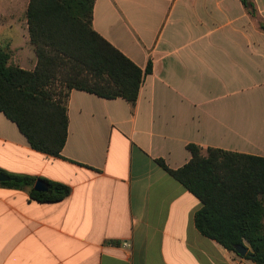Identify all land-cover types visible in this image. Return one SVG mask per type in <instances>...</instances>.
<instances>
[{
  "label": "crops",
  "instance_id": "0c3cea01",
  "mask_svg": "<svg viewBox=\"0 0 264 264\" xmlns=\"http://www.w3.org/2000/svg\"><path fill=\"white\" fill-rule=\"evenodd\" d=\"M249 1L94 0L93 30L151 71L133 105L70 90L59 157L0 113V171L70 189L41 203L0 184V264H254L197 231L201 202L156 162L181 168L188 145L264 158V0ZM28 3L0 0V47L32 71Z\"/></svg>",
  "mask_w": 264,
  "mask_h": 264
},
{
  "label": "trees",
  "instance_id": "16d2710c",
  "mask_svg": "<svg viewBox=\"0 0 264 264\" xmlns=\"http://www.w3.org/2000/svg\"><path fill=\"white\" fill-rule=\"evenodd\" d=\"M240 1L254 11L249 0ZM93 2L29 0L25 18L36 57L32 71L9 65V54L0 47V113L31 149L47 156L59 157L65 144L70 90L133 105L143 76L151 71L149 64L141 71L93 30ZM187 150L190 159L181 168L156 162L201 202L193 219L197 231L233 253L235 246H244V258L264 264V158L212 148L202 156L194 145ZM0 172L9 178L0 184L28 190L33 201L57 202L70 193L67 186L45 180L48 191L35 192L37 178Z\"/></svg>",
  "mask_w": 264,
  "mask_h": 264
},
{
  "label": "water",
  "instance_id": "95a60500",
  "mask_svg": "<svg viewBox=\"0 0 264 264\" xmlns=\"http://www.w3.org/2000/svg\"><path fill=\"white\" fill-rule=\"evenodd\" d=\"M7 181H9V178L0 172V182H7ZM32 189L33 191L39 193H45L48 191V187L46 183L39 179L34 182ZM53 191L56 192V190ZM234 251L238 256L244 257V255L247 253V248L239 245V246H235Z\"/></svg>",
  "mask_w": 264,
  "mask_h": 264
},
{
  "label": "built area",
  "instance_id": "2783aa9c",
  "mask_svg": "<svg viewBox=\"0 0 264 264\" xmlns=\"http://www.w3.org/2000/svg\"><path fill=\"white\" fill-rule=\"evenodd\" d=\"M122 246H123V247H127L128 244H127L126 242H124V243H122Z\"/></svg>",
  "mask_w": 264,
  "mask_h": 264
}]
</instances>
